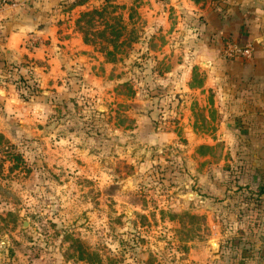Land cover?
<instances>
[{
	"label": "rangeland",
	"instance_id": "1",
	"mask_svg": "<svg viewBox=\"0 0 264 264\" xmlns=\"http://www.w3.org/2000/svg\"><path fill=\"white\" fill-rule=\"evenodd\" d=\"M81 1L63 6L87 49L59 75L0 61V264H193L213 230L236 240L248 196L227 186L205 19L187 0Z\"/></svg>",
	"mask_w": 264,
	"mask_h": 264
},
{
	"label": "crops",
	"instance_id": "2",
	"mask_svg": "<svg viewBox=\"0 0 264 264\" xmlns=\"http://www.w3.org/2000/svg\"><path fill=\"white\" fill-rule=\"evenodd\" d=\"M14 1V6L0 9L1 62L13 63L21 70L25 67L19 64L25 62L29 64L26 68L46 78L59 75L64 68L62 61L56 64L57 59L68 60L87 49L74 29L75 18L70 16L74 12L69 13L63 6L76 5L80 9L84 6L81 0ZM187 1L205 19V33L197 40H204L202 57L208 60L211 72L225 76L222 86L217 85L223 91L222 140L227 144L222 149L227 156L222 162L226 173L237 174L227 186L248 195L243 203L246 209L242 225L239 230H231L236 240L226 231V248L231 253L247 250L254 255L249 264H264V236L260 235L264 230L260 233L245 228L247 219L262 217L257 206L264 203V0ZM245 49L249 57L242 55ZM232 168L237 170L232 172ZM208 179L214 195L215 181ZM225 237L213 230L211 238L200 244L198 261L193 264H224L212 244L215 242L219 248L224 242L220 239ZM233 257L229 254L227 264Z\"/></svg>",
	"mask_w": 264,
	"mask_h": 264
},
{
	"label": "trees",
	"instance_id": "3",
	"mask_svg": "<svg viewBox=\"0 0 264 264\" xmlns=\"http://www.w3.org/2000/svg\"><path fill=\"white\" fill-rule=\"evenodd\" d=\"M194 2H199L202 0H192ZM263 199L261 198V201ZM257 212H260L262 214V217L260 215H257L255 217H252L250 219V224L247 226V229L249 230H259V232L261 233L260 230H264V203L259 204V206H257ZM255 235H258L259 233H254ZM262 236H264L262 233L260 234ZM239 253L236 254L237 256L235 258H233L230 262L231 264H249L251 262H253L254 259V255L247 253L246 251H238Z\"/></svg>",
	"mask_w": 264,
	"mask_h": 264
},
{
	"label": "built area",
	"instance_id": "4",
	"mask_svg": "<svg viewBox=\"0 0 264 264\" xmlns=\"http://www.w3.org/2000/svg\"><path fill=\"white\" fill-rule=\"evenodd\" d=\"M15 1L14 0H0V9H3L7 6H14ZM242 55L249 57V51L247 49L243 50Z\"/></svg>",
	"mask_w": 264,
	"mask_h": 264
},
{
	"label": "water",
	"instance_id": "5",
	"mask_svg": "<svg viewBox=\"0 0 264 264\" xmlns=\"http://www.w3.org/2000/svg\"><path fill=\"white\" fill-rule=\"evenodd\" d=\"M188 197V196H187Z\"/></svg>",
	"mask_w": 264,
	"mask_h": 264
}]
</instances>
